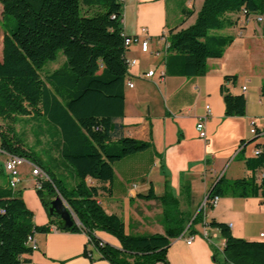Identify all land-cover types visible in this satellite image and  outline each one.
<instances>
[{
	"label": "trees",
	"instance_id": "trees-1",
	"mask_svg": "<svg viewBox=\"0 0 264 264\" xmlns=\"http://www.w3.org/2000/svg\"><path fill=\"white\" fill-rule=\"evenodd\" d=\"M0 4L5 27L0 120L13 124L17 117L45 118L60 134L61 161L73 168L77 179L74 188H66L52 169L17 139L13 125L0 130L2 152L31 162L48 177L41 181L37 194L50 225H57L62 232L85 234L87 246L110 264H169L171 241L186 232L195 235V226L204 222L206 211L214 209L210 202L216 197L261 198L264 208V145H256L255 156H245L257 136L250 142L243 141L237 156L250 174L237 180L222 176L208 191L207 204L196 216L182 212L171 192L157 197L151 190L140 198L161 203L165 234H128L121 218L103 209L99 188L87 183L88 179L112 183L116 162L151 148L148 142L124 137L118 123L125 117L128 77L122 28L124 4L120 0H0ZM183 13L186 17L191 14L185 9ZM240 13L246 19L264 17V0H204L194 25L170 31L168 49L181 56L183 76L206 75L207 60L221 58L233 42L232 37L214 33L233 26L229 16ZM59 52L66 58L65 64L44 74L45 64L55 61ZM225 80L235 82L236 77ZM221 95L226 117L246 116L244 95H233L225 84ZM58 196L79 223L64 228L59 217L50 215L51 203ZM206 226L218 230L225 241L222 252L213 247L215 262L264 264V242L236 238L227 224L214 219ZM49 231L50 227L33 224V214L21 192L9 181L0 182V264H31L25 258L33 253L28 238ZM97 232L114 237L120 248L104 242ZM87 246L84 255L92 260Z\"/></svg>",
	"mask_w": 264,
	"mask_h": 264
},
{
	"label": "crops",
	"instance_id": "crops-1",
	"mask_svg": "<svg viewBox=\"0 0 264 264\" xmlns=\"http://www.w3.org/2000/svg\"><path fill=\"white\" fill-rule=\"evenodd\" d=\"M174 2L180 1L124 2L123 33L148 39L149 48L147 53L138 44L128 49L127 58L136 64L128 69L125 117L118 123L123 127L124 137L148 142L151 148L116 162L112 183L87 180L99 188L103 209L121 218L131 235L141 236L148 231L150 235L165 234L161 203L142 199L140 195H148L153 190L161 197L169 191L179 200L182 212L196 216L204 207L210 188L234 164L240 172L234 171L229 180L250 174L237 156L243 141L250 142L257 137L251 134L252 127L259 137L246 148L245 156H255L256 145H264V27L255 18L247 20L242 13L230 15L234 25L214 34L232 37V44L221 58L207 60L205 76L187 78L183 76L181 56L168 49L167 39L171 30H185L195 24L204 0L181 1L182 13L184 9L191 13L188 17L184 13L169 14L170 4ZM142 29L147 30L145 34L141 33ZM150 71H155V75L146 77ZM234 76L235 82H226V77ZM127 82H132L133 88ZM224 84L233 95L245 96L246 116H225L221 95ZM158 101L161 106L157 105ZM204 118L206 140L200 139L197 131L198 121ZM25 164L33 165L27 160ZM59 165L65 166L61 160ZM21 178L17 190L33 214V224L50 227L48 233L35 235L38 250L25 257L31 264H110L87 246L85 234L62 232L57 225H50L48 212L37 194L36 179L24 175ZM73 178L76 184V176ZM213 219L227 224L236 238L264 242L262 199L225 197L213 210L205 212L204 222L195 226V235L186 232L171 241L167 254L169 264H220L214 261L213 247L222 252L225 241L218 230L206 226ZM97 236L120 248L114 237L103 232H97ZM191 238L194 239L188 244ZM86 246L92 251V260L84 255Z\"/></svg>",
	"mask_w": 264,
	"mask_h": 264
},
{
	"label": "rangeland",
	"instance_id": "rangeland-1",
	"mask_svg": "<svg viewBox=\"0 0 264 264\" xmlns=\"http://www.w3.org/2000/svg\"><path fill=\"white\" fill-rule=\"evenodd\" d=\"M180 2H174L169 9V14L173 16L174 14L183 15L180 3L181 1L185 0H176ZM178 11H180L178 13ZM263 21L259 24V26L264 27V17ZM13 25L15 26V22L13 21ZM5 27L3 26L2 21V6L0 4V59L2 57V49H3V31ZM66 58L64 57L62 52H59L55 61H49L45 64L44 67V74L52 72L65 64ZM160 102L158 101V104ZM10 123H4L0 120V130L5 131L7 130V125ZM14 133L17 136V139L21 141V143L25 146V148L29 149L34 153V155L42 160L44 164L52 169L55 175L63 181L64 185L68 189H72L75 187V178L74 177V170L71 166L65 165L64 168H61L59 163L61 160L60 153L58 151L59 141L61 140V136L58 132L55 131V128L50 125L47 120L43 117H37L35 119L28 118V117H17L13 124ZM1 146V145H0ZM5 161L6 157L0 154V182L6 183L9 177L5 171ZM239 161V160H238ZM67 166V167H66ZM237 164H234L229 171L226 173L227 178H231L233 172H237L239 174L240 170L237 168ZM32 165L29 167L28 165L24 164L20 167L21 177L22 175L26 176L27 178L31 179L34 177L32 172ZM66 169V170H65ZM239 170V171H238ZM73 172V176L71 172ZM60 173L63 175H60ZM242 177V174L239 175ZM36 179L37 178L34 177ZM67 205V204H66ZM144 235H150L151 233H143ZM141 235V236H144ZM101 239V238H100ZM112 245V244H110Z\"/></svg>",
	"mask_w": 264,
	"mask_h": 264
},
{
	"label": "built area",
	"instance_id": "built-area-1",
	"mask_svg": "<svg viewBox=\"0 0 264 264\" xmlns=\"http://www.w3.org/2000/svg\"><path fill=\"white\" fill-rule=\"evenodd\" d=\"M123 4L125 2V0H120ZM245 13V12H244ZM243 13V15H244ZM251 18H255L257 22H262L263 21V18L261 16H253V17H250L249 19L247 20H250ZM146 29H142L141 30V33L142 34H145L146 33ZM125 37V48H126V54L128 52V49L131 45L133 44H138L141 46V49L144 53H147L148 52V48H149V41L148 39H145V40H142L140 38V36H127V35H123ZM126 56V63H127V67L128 69L133 67L135 64H136V61L133 60V59H129L127 58V55ZM155 75V71H150L146 74V77H153ZM164 77V73H162V78ZM127 86L130 87V88H133V84L132 82H127ZM245 90V89H244ZM207 113L208 115L211 113V109L210 107L208 106L207 108ZM205 121H206V118L204 119H200L198 121V124H197V131L199 132V138L202 139V140H206L207 139V133H206V130H205ZM251 134L255 135V136H258L259 133L257 132V130L252 127L251 128ZM258 152H256L257 154ZM0 154L4 155L6 157V161H5V171L6 173L8 174L9 177H12V178H9V183H10V186L13 188V189H17L18 186L22 183V178H21V173H20V167L23 166L25 164V161L24 159L18 157V156H14V155H9V154H6L4 152H2L0 150ZM32 172L31 174L37 178V183H36V189H41V181L43 180H48V177L46 176V174L39 168V167H36L34 165H32ZM219 198L216 197L215 199H213L210 204L213 205L214 207L217 206L218 202H219ZM207 204V199H205V202H204V206H206ZM204 236L208 239L209 236L207 233L204 234ZM261 237H264V234L261 235ZM194 238H191L189 241H188V244H190L192 241H193ZM28 246L32 249V251H36L38 250V245L36 243V240H35V236H30L28 238Z\"/></svg>",
	"mask_w": 264,
	"mask_h": 264
},
{
	"label": "water",
	"instance_id": "water-1",
	"mask_svg": "<svg viewBox=\"0 0 264 264\" xmlns=\"http://www.w3.org/2000/svg\"><path fill=\"white\" fill-rule=\"evenodd\" d=\"M49 213L50 215L59 217L64 228L71 227L74 222L79 223L69 207L66 205V202L60 196L52 201Z\"/></svg>",
	"mask_w": 264,
	"mask_h": 264
}]
</instances>
